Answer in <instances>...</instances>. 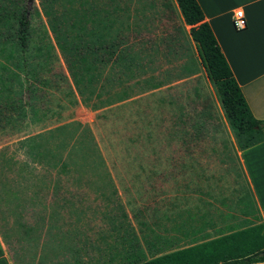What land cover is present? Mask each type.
<instances>
[{
	"label": "rangeland",
	"instance_id": "374dc122",
	"mask_svg": "<svg viewBox=\"0 0 264 264\" xmlns=\"http://www.w3.org/2000/svg\"><path fill=\"white\" fill-rule=\"evenodd\" d=\"M19 2L33 13V36L46 32L54 54L53 70L46 74L51 85L35 84L30 100L26 89H20L6 69L10 61L5 60V51H1L8 31L13 28L7 11ZM83 26L88 33L118 32L121 46L130 48L134 55L129 70L133 74V94L138 97L114 112L108 109L102 112L99 106L103 105L102 100L113 98L114 92L128 86L125 78L130 75L122 71L123 65L116 69L99 68L93 72L92 82L88 81L90 73L77 83L68 75L57 42L93 38L80 31ZM187 30L174 0H0V203L4 200L6 207L1 215L7 217V223L0 227L8 235L15 264H100L94 260L111 252L110 246L124 233L118 213L124 207L132 208L133 203L125 202L124 206L119 196L124 201L139 194L145 198L149 184L161 187L163 184L152 172L172 170L173 162L177 161L172 157L179 152H221L226 160L225 175L220 179L206 176L204 181H240L237 175L231 176L232 135ZM61 71L70 88L58 76ZM117 76L121 84L114 81ZM18 79H22L21 73ZM29 105L71 106L63 112L69 119L49 129L53 118L34 122L22 115V106ZM186 124L194 126L190 127L195 132L190 134L193 136L182 133ZM43 126L51 132L53 151L65 163L71 165L70 161L81 159L83 150L70 147L80 127L93 139L101 158L90 153L83 162L79 161L81 167L64 171L46 167L44 161L40 162L35 153L28 151L30 138L35 141L40 136L46 138L48 131L41 133ZM116 135L123 142L131 140L132 145L109 146L110 141L114 144ZM45 138L43 149L50 148V140ZM185 178L192 183L195 176ZM70 194L76 196L71 198ZM35 198H43L47 206L42 209L44 214H61L62 210H55L65 198H71V205L66 207L76 206V213L68 215L69 227L53 221L59 229L52 230L50 236L38 221L29 220L28 214L14 208V204H25ZM145 202L134 205L142 208ZM19 213L21 218L17 217Z\"/></svg>",
	"mask_w": 264,
	"mask_h": 264
},
{
	"label": "crops",
	"instance_id": "0c3cea01",
	"mask_svg": "<svg viewBox=\"0 0 264 264\" xmlns=\"http://www.w3.org/2000/svg\"><path fill=\"white\" fill-rule=\"evenodd\" d=\"M196 2L250 112L255 118L264 120V0ZM237 9L242 10L246 20L245 28L238 31L230 25V16ZM203 73L205 75L204 70ZM205 78L208 81L206 75ZM135 97L138 96L134 95L132 98ZM230 139L233 149L231 176L237 175L240 181H204L206 176L210 179L213 176L220 179V176L225 175L226 160L221 156V152H179L177 156L172 157L177 159L173 162L174 166L169 162L172 170L166 168L152 172L158 176L159 183L163 184L161 187L149 184L145 198L144 194H139L124 201L119 196L124 206L125 202L133 203L132 208L124 207L118 213L119 218L123 220L121 231L124 230V233L119 236L115 245L110 246L108 251L111 252L102 253L94 261L100 264H127L134 260H147L256 224H262L264 227V139L241 150L236 147L232 136ZM212 155L214 157H211ZM204 156L212 159H204ZM186 175L195 176L192 183H188ZM108 185L113 186L112 183ZM155 190L161 193L156 194ZM36 194L34 193V196ZM158 195L161 197H157ZM70 196L73 198L76 195ZM71 198H65L63 204L55 210H62L61 214H44L42 209L47 206L44 205L43 198L26 200L25 204H14V208L28 214L29 220L38 221L40 228L45 230L44 233L48 232L51 236L58 228L54 224L55 221L69 227L68 215L76 213V201L72 204L74 208L66 207L67 204L71 205ZM140 201H146L145 206L136 208L134 203ZM4 207V200H1V226L2 223H7V217L1 215ZM17 217L22 216L19 213ZM128 222L131 225H128ZM1 228L0 264H15V253L8 244L7 233ZM4 229L9 230L7 227ZM248 264H264V261Z\"/></svg>",
	"mask_w": 264,
	"mask_h": 264
},
{
	"label": "trees",
	"instance_id": "16d2710c",
	"mask_svg": "<svg viewBox=\"0 0 264 264\" xmlns=\"http://www.w3.org/2000/svg\"><path fill=\"white\" fill-rule=\"evenodd\" d=\"M174 2L182 23L188 26V36L194 44L200 65L213 87L236 147L241 150L262 141L264 139V120L255 118L250 112L209 25L203 20L202 11L196 0H174ZM7 12V17L10 19V25L13 28L8 31L5 43L1 46V51H5V60L10 61L6 69L9 70L10 75L14 76L19 88L26 89V94L30 100L34 95L35 84H37V87L38 84L42 87L51 85V78L46 74L53 70V46L46 32L36 37L33 36L34 30L31 21L33 13L28 12L22 2L12 6ZM80 31L85 35L91 34L94 37L89 38L90 40L81 39L80 42L74 43L65 40L57 42L64 55L68 75L74 80V83H77L83 75L90 73L88 81L92 82L93 72H96L99 68L106 66L116 69L123 65L122 71L126 70L130 75L125 78L127 79L125 83L128 86L114 92L115 96L113 98L102 100L100 104L103 105L99 106V109L102 112L105 109L114 112L121 106L133 102L136 98H132L134 96L133 83H131L133 74L130 72L129 67L135 58L131 54L130 48L121 46L119 33L111 34L108 31L105 34L95 31L88 33L84 30V26L81 27ZM77 39L79 40L78 35ZM18 73L22 74L21 80L18 79ZM39 73H44V75L40 76ZM58 76L70 88L67 77L62 71ZM114 81L119 82V84L122 83L119 76ZM71 92L69 89V93ZM96 95L100 98L99 93ZM22 107V115L30 121L40 122L53 118L50 125H48L49 129H52L53 127L57 128V125L62 121L69 119V117L64 116L63 112L71 106L29 105ZM77 125V123L74 124V128ZM186 126L188 125L183 126L184 132L182 133L184 135L195 133L191 132L190 127H194L193 125L189 124V129ZM43 128L44 130L41 133L48 131L45 132L47 139L44 138L46 141L50 140V148L43 149L44 138L40 136V139L36 141L32 138L28 140V151L30 154L35 153L40 162L44 161L46 163V167H59L64 171L69 167L80 166L79 161L83 162L84 158L90 153H96L100 157L97 145L82 129L83 127H80L76 130L77 134L70 147L83 150L82 154L79 155L81 159L70 161L71 165L65 163L51 147V132L45 126ZM114 141V144L110 141L109 146H116L118 143L123 145L125 143V146L132 145L131 140L123 142L122 137L120 138L117 135ZM49 158L52 159V162L49 161ZM100 158L99 165H102ZM258 252H262V255H257ZM258 261H264V227L262 224H256L177 248L147 260H134L127 264H248Z\"/></svg>",
	"mask_w": 264,
	"mask_h": 264
},
{
	"label": "built area",
	"instance_id": "2783aa9c",
	"mask_svg": "<svg viewBox=\"0 0 264 264\" xmlns=\"http://www.w3.org/2000/svg\"><path fill=\"white\" fill-rule=\"evenodd\" d=\"M230 25L236 31L245 28L246 20L242 10L237 9L232 13V15L230 16Z\"/></svg>",
	"mask_w": 264,
	"mask_h": 264
},
{
	"label": "water",
	"instance_id": "95a60500",
	"mask_svg": "<svg viewBox=\"0 0 264 264\" xmlns=\"http://www.w3.org/2000/svg\"><path fill=\"white\" fill-rule=\"evenodd\" d=\"M28 2H30V0H27ZM257 255H262V252H258Z\"/></svg>",
	"mask_w": 264,
	"mask_h": 264
}]
</instances>
